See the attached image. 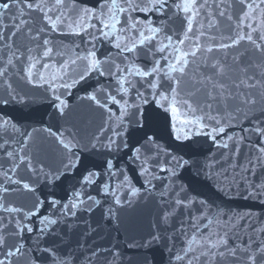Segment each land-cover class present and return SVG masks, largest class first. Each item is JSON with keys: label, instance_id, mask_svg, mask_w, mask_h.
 I'll use <instances>...</instances> for the list:
<instances>
[{"label": "snow or ice", "instance_id": "snow-or-ice-1", "mask_svg": "<svg viewBox=\"0 0 264 264\" xmlns=\"http://www.w3.org/2000/svg\"><path fill=\"white\" fill-rule=\"evenodd\" d=\"M25 87L44 90L54 118L81 88L99 123L29 130L13 115ZM203 141L215 151L201 161ZM209 181L264 196V0H0V264H123L118 241L94 237L142 202L153 219L125 247L167 251V264H264V222L210 201Z\"/></svg>", "mask_w": 264, "mask_h": 264}, {"label": "water", "instance_id": "water-1", "mask_svg": "<svg viewBox=\"0 0 264 264\" xmlns=\"http://www.w3.org/2000/svg\"><path fill=\"white\" fill-rule=\"evenodd\" d=\"M59 38V37H58ZM68 41L65 40V43ZM25 91L28 93L31 98V102L26 107L17 105V108H20L19 113L13 112V115H23L21 123L31 128L42 129L44 127L51 126L53 130H57V125L62 126H71L72 124L81 125V122L87 118L94 120L95 124L99 123V116L94 114L89 109L88 101H81L78 97L84 95V91L81 88L74 89L72 95L68 97L70 108L67 112V116L64 118H54V110L50 107L49 97L44 93L43 89H34L30 87H25ZM10 108L12 106H9ZM67 121V124L65 123ZM95 125L91 130H94ZM162 143H167V137ZM36 143L42 145L43 153L45 158L49 163H55V144L52 138H48L47 134L40 131L36 133ZM199 147V155L193 157L201 161L204 158L215 151L210 142L203 141ZM246 151V150H245ZM89 159H100L99 157L93 156ZM87 162V161H86ZM129 168L128 174L134 179L136 178L137 173L134 171V165H127ZM195 174V171L191 173ZM78 179V174H69L62 180L61 187L55 189L57 198H61L67 193L71 194L72 186L76 183ZM199 179L203 180V177ZM139 184V181H136ZM208 187L204 189L205 196L210 201H214L215 204L220 205L225 211L230 213L243 214L245 212H252L256 214L257 218L264 222V196L259 198H251L248 195V192L244 190L243 185L239 189L235 187L230 191L221 192L218 191L216 187L212 186V182L209 181ZM52 191L51 188L43 189V192H38L37 194L43 198L44 194ZM95 195V193H92ZM102 198V197H101ZM21 202H25L27 197L25 194L21 193L17 198ZM50 209H42L40 215L49 214ZM121 220L123 225L120 228V231H116V226L110 225L108 228H105L100 232L98 237H94V241L97 244L102 243L103 246H108V242L116 243L117 241L121 245V252L123 255V264H140L142 258L145 254L153 260V264H167L168 254L165 251L163 259L160 258L159 253L155 255L153 253H146L144 249L138 248H127L125 247V241L129 235H134L137 232L146 231L153 219V215L150 212V206H145V203L142 202L139 206L134 205L133 208H126L120 212ZM87 218V217H86ZM100 212L97 211L93 219H99ZM101 223H107L106 221H101ZM127 229V231L125 230ZM93 241H89L92 243ZM177 246H180V241H176Z\"/></svg>", "mask_w": 264, "mask_h": 264}]
</instances>
